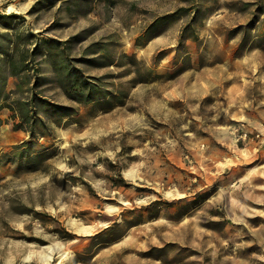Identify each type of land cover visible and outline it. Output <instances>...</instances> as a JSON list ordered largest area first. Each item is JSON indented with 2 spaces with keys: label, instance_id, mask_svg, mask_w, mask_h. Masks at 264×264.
Wrapping results in <instances>:
<instances>
[{
  "label": "rangeland",
  "instance_id": "374dc122",
  "mask_svg": "<svg viewBox=\"0 0 264 264\" xmlns=\"http://www.w3.org/2000/svg\"><path fill=\"white\" fill-rule=\"evenodd\" d=\"M0 264H264V0H0Z\"/></svg>",
  "mask_w": 264,
  "mask_h": 264
},
{
  "label": "trees",
  "instance_id": "16d2710c",
  "mask_svg": "<svg viewBox=\"0 0 264 264\" xmlns=\"http://www.w3.org/2000/svg\"><path fill=\"white\" fill-rule=\"evenodd\" d=\"M73 76H77L76 77L77 80L80 78L79 74H76V75H73ZM84 87H86V86H84ZM82 89H84V88H82ZM86 99H87V101H90V100H93V99H97V97H94L93 95H91V93H88Z\"/></svg>",
  "mask_w": 264,
  "mask_h": 264
},
{
  "label": "built area",
  "instance_id": "2783aa9c",
  "mask_svg": "<svg viewBox=\"0 0 264 264\" xmlns=\"http://www.w3.org/2000/svg\"><path fill=\"white\" fill-rule=\"evenodd\" d=\"M243 126L241 125V128L239 127V128H236V130H239V129H241V132H243L242 133V137L243 138H245L246 137V132L243 130L244 128H242ZM256 136H258V134H256Z\"/></svg>",
  "mask_w": 264,
  "mask_h": 264
},
{
  "label": "bare ground",
  "instance_id": "6f19581e",
  "mask_svg": "<svg viewBox=\"0 0 264 264\" xmlns=\"http://www.w3.org/2000/svg\"><path fill=\"white\" fill-rule=\"evenodd\" d=\"M109 208H110V207H109ZM109 210H110V209H109ZM91 227H92V226H91ZM84 228H85V227H84ZM92 229H93V228H92ZM83 231H84V230H83ZM85 231H87L86 228H85ZM56 246H58V245H56ZM51 248H52V247H51ZM55 248H56V247H55ZM48 250H49V249H48ZM55 250H56V249H55ZM50 251H52V250H50ZM43 255H45V254H43ZM48 255H49V254H48ZM49 256H50V255H49ZM46 257H47V256H46ZM46 257H45V258H46ZM45 258H44V259H45ZM44 259H42V260H44ZM43 262H44V261H43ZM44 263H45V262H44Z\"/></svg>",
  "mask_w": 264,
  "mask_h": 264
}]
</instances>
